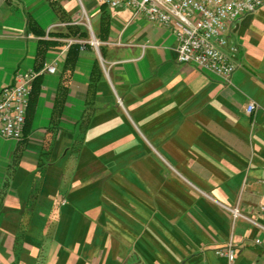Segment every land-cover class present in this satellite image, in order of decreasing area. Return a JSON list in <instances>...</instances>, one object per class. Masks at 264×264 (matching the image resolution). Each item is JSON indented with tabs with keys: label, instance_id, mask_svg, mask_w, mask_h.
Here are the masks:
<instances>
[{
	"label": "crops",
	"instance_id": "crops-1",
	"mask_svg": "<svg viewBox=\"0 0 264 264\" xmlns=\"http://www.w3.org/2000/svg\"><path fill=\"white\" fill-rule=\"evenodd\" d=\"M229 35L227 82L128 8L0 0V90L39 74L0 138V264H264V5Z\"/></svg>",
	"mask_w": 264,
	"mask_h": 264
},
{
	"label": "built area",
	"instance_id": "built-area-1",
	"mask_svg": "<svg viewBox=\"0 0 264 264\" xmlns=\"http://www.w3.org/2000/svg\"><path fill=\"white\" fill-rule=\"evenodd\" d=\"M111 9L128 8L134 17H143L149 23L171 31L178 47V62L214 73L230 82L236 72L233 56L239 48L230 39L232 27L243 17L258 11L264 0H104ZM93 45H97L94 40ZM47 72L55 73L50 67ZM35 71H18L13 83L0 90V138L21 141L24 138L34 82ZM256 111L251 103L247 115ZM216 255L229 264L236 257L229 244L216 250Z\"/></svg>",
	"mask_w": 264,
	"mask_h": 264
},
{
	"label": "trees",
	"instance_id": "trees-1",
	"mask_svg": "<svg viewBox=\"0 0 264 264\" xmlns=\"http://www.w3.org/2000/svg\"><path fill=\"white\" fill-rule=\"evenodd\" d=\"M108 27H109L108 24L107 23H104L103 28H102V36L100 37L101 41H103V42L107 39L108 32H109V28ZM40 43H42V45H45L46 46L44 49L43 48H40V50H39V58L40 59H43V57L45 55V52H46V48L49 45V42H40ZM79 51H80V47L79 46H77V45L72 46L70 48L69 60L73 57V55H74V58H75L76 57V54ZM35 72L38 73V71H35ZM98 75H99V71H98L97 66H96V68L94 70V76L92 77V83L93 84H96ZM38 79H39V76L35 80L34 85H35V83L37 82ZM33 90H34V86H33ZM30 103H31V101H30Z\"/></svg>",
	"mask_w": 264,
	"mask_h": 264
},
{
	"label": "water",
	"instance_id": "water-1",
	"mask_svg": "<svg viewBox=\"0 0 264 264\" xmlns=\"http://www.w3.org/2000/svg\"><path fill=\"white\" fill-rule=\"evenodd\" d=\"M96 41V40H95ZM97 42V41H96ZM98 43V42H97Z\"/></svg>",
	"mask_w": 264,
	"mask_h": 264
}]
</instances>
